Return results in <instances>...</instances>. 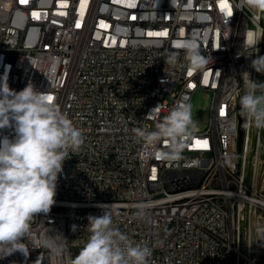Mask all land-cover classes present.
<instances>
[{
	"label": "built area",
	"instance_id": "1",
	"mask_svg": "<svg viewBox=\"0 0 264 264\" xmlns=\"http://www.w3.org/2000/svg\"><path fill=\"white\" fill-rule=\"evenodd\" d=\"M187 39L211 57L206 69L187 68L180 47ZM173 52L176 64H165ZM257 56L264 12L240 0H0V82L7 75L12 90L31 83L50 94L85 137L63 163L50 212L31 222L27 254L0 264H72L88 218L102 207L152 249L151 264H264V128L244 120L239 140L247 73L264 83L251 67ZM198 91L210 95L208 117L183 158L152 156L132 130H154ZM0 135L13 138L14 129ZM141 207L144 219L136 216Z\"/></svg>",
	"mask_w": 264,
	"mask_h": 264
},
{
	"label": "clouds",
	"instance_id": "2",
	"mask_svg": "<svg viewBox=\"0 0 264 264\" xmlns=\"http://www.w3.org/2000/svg\"><path fill=\"white\" fill-rule=\"evenodd\" d=\"M240 4L264 12V0H240ZM180 47L187 68L192 71L204 70L212 61L211 57L202 55L193 39L183 41ZM178 57V52L171 53L165 64H176ZM251 67L264 74V56L253 59ZM247 75L246 90L239 97L240 112L250 127L261 129L264 128V83H257ZM5 128L14 129V137L0 135V258L17 251L27 254L28 246L23 240L30 234L33 218L50 212L64 161L72 154H79L85 143L83 131L62 112L50 94L36 90L31 83L20 91L12 90L7 75L0 82V130ZM195 130L192 105L187 98H181L155 124L154 130L132 131L137 141L152 150V156L173 162L183 158L186 142ZM165 140L167 147L158 148ZM102 209V215L88 218V239L72 264H151L152 249L132 241L115 226L111 213ZM136 216L144 219L145 209L139 208ZM47 246L59 251L51 243Z\"/></svg>",
	"mask_w": 264,
	"mask_h": 264
},
{
	"label": "rangeland",
	"instance_id": "3",
	"mask_svg": "<svg viewBox=\"0 0 264 264\" xmlns=\"http://www.w3.org/2000/svg\"><path fill=\"white\" fill-rule=\"evenodd\" d=\"M210 103V95L204 91H198L192 100V114L193 119L196 121V124L200 123V127H203L207 121L208 117V107ZM197 126V125H196ZM258 191L264 194V165L262 166V171H260L258 177ZM260 238V236L258 237ZM81 248H74L73 260L78 255ZM258 250L263 251V244L258 245Z\"/></svg>",
	"mask_w": 264,
	"mask_h": 264
},
{
	"label": "water",
	"instance_id": "4",
	"mask_svg": "<svg viewBox=\"0 0 264 264\" xmlns=\"http://www.w3.org/2000/svg\"><path fill=\"white\" fill-rule=\"evenodd\" d=\"M258 82H260V75H259V78H258ZM244 117L241 115V112H240V108H239V140L241 141V138H242V131H243V126H244ZM252 152L250 154V160L252 158ZM250 176H251V161L249 162V165L247 167V171H246V181L249 182L250 180Z\"/></svg>",
	"mask_w": 264,
	"mask_h": 264
},
{
	"label": "snow or ice",
	"instance_id": "5",
	"mask_svg": "<svg viewBox=\"0 0 264 264\" xmlns=\"http://www.w3.org/2000/svg\"><path fill=\"white\" fill-rule=\"evenodd\" d=\"M77 27H79V24H77ZM156 35H163L162 33H158V34H156ZM50 99H51V97H50ZM224 114V112L222 111L221 112V115H223Z\"/></svg>",
	"mask_w": 264,
	"mask_h": 264
},
{
	"label": "crops",
	"instance_id": "6",
	"mask_svg": "<svg viewBox=\"0 0 264 264\" xmlns=\"http://www.w3.org/2000/svg\"><path fill=\"white\" fill-rule=\"evenodd\" d=\"M197 126H196V128H199L201 125H200V123H198V124H196Z\"/></svg>",
	"mask_w": 264,
	"mask_h": 264
}]
</instances>
